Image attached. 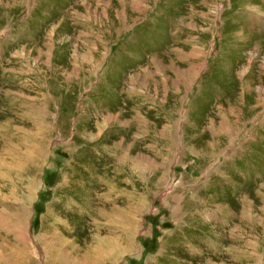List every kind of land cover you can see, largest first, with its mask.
<instances>
[{
	"label": "rangeland",
	"instance_id": "1",
	"mask_svg": "<svg viewBox=\"0 0 264 264\" xmlns=\"http://www.w3.org/2000/svg\"><path fill=\"white\" fill-rule=\"evenodd\" d=\"M48 205L66 264H264V0H0V264Z\"/></svg>",
	"mask_w": 264,
	"mask_h": 264
},
{
	"label": "bare ground",
	"instance_id": "2",
	"mask_svg": "<svg viewBox=\"0 0 264 264\" xmlns=\"http://www.w3.org/2000/svg\"><path fill=\"white\" fill-rule=\"evenodd\" d=\"M65 183L66 182H64L63 184L65 185ZM36 184H34V186H33L32 183H31V185L28 183V186H27L28 196L26 199L28 203L31 201L32 192H33V189L36 187ZM110 187H111V185L108 186V188H110ZM80 192L83 193V195L86 194V192H82V191H80ZM81 199H82V202L84 201L85 203H87L86 198H84V197L82 198V196H81ZM53 201H52V203H53ZM24 202H26V201H24ZM61 209L62 208H60L59 210L61 211ZM60 211H57L55 213L52 211L51 205H48L46 208V212L43 216L45 222H43V224H42V231L37 236V241H39V245H40L42 253H43L42 256H40V259L42 260V262H41L42 264H66L67 259H71V260L73 259V256H71L72 253L70 251V250H73L72 249L73 246L70 245L69 238L67 240H65L62 238L63 233H62V235H60L61 233L59 234V229L62 228V218L58 216V213H60ZM24 212L27 213L28 211L24 210ZM25 215L27 216V214H25ZM26 216L24 217V222L26 220ZM24 222H23V224H24ZM68 228H69V226H68ZM63 231H64V228H63ZM114 238H112V239L114 240ZM62 239H63V241H62ZM91 239H92V237H91ZM113 240L111 241V244H110V245H112V247H113L112 248V247H109V243L107 241L102 242L100 239H96L95 240V246L93 247L92 251L86 250V251H84V253H82L81 256L83 257V259H87V258L90 260L94 259L93 261L95 262V264H105V262H107V264H109L110 262H108V261L110 260L111 256L112 255L114 256V254L116 252H119L120 250L123 251L125 248V247H119L118 248L117 247L118 243L116 244V239L114 241ZM23 247L26 250H28L29 253L32 254L33 256L35 255L34 249L31 246V244H29V242H26L24 240ZM28 262H30V261H27V263ZM38 263H39V260H38Z\"/></svg>",
	"mask_w": 264,
	"mask_h": 264
}]
</instances>
